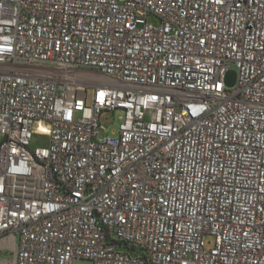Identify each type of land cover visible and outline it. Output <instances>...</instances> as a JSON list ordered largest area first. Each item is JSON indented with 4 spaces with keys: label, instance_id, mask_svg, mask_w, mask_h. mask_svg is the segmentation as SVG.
Listing matches in <instances>:
<instances>
[{
    "label": "built area",
    "instance_id": "2783aa9c",
    "mask_svg": "<svg viewBox=\"0 0 264 264\" xmlns=\"http://www.w3.org/2000/svg\"><path fill=\"white\" fill-rule=\"evenodd\" d=\"M0 254L264 264V0H0Z\"/></svg>",
    "mask_w": 264,
    "mask_h": 264
},
{
    "label": "rangeland",
    "instance_id": "374dc122",
    "mask_svg": "<svg viewBox=\"0 0 264 264\" xmlns=\"http://www.w3.org/2000/svg\"><path fill=\"white\" fill-rule=\"evenodd\" d=\"M149 22L154 25H160V19L155 16H150ZM238 80V71L234 66H231V69L227 72L226 75V84L229 88L236 86ZM125 118L124 112L118 110L116 112L105 111L101 115V124L106 129L105 136L117 137L119 135L120 125L123 123ZM206 248L211 250L215 246V237L208 235L205 239ZM3 256L0 254V261H2ZM76 264H93L90 260H79Z\"/></svg>",
    "mask_w": 264,
    "mask_h": 264
}]
</instances>
